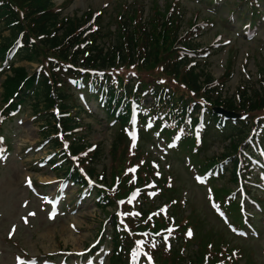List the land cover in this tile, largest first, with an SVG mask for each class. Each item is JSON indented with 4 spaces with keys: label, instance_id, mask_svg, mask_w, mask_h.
Returning a JSON list of instances; mask_svg holds the SVG:
<instances>
[{
    "label": "rangeland",
    "instance_id": "rangeland-1",
    "mask_svg": "<svg viewBox=\"0 0 264 264\" xmlns=\"http://www.w3.org/2000/svg\"><path fill=\"white\" fill-rule=\"evenodd\" d=\"M209 1L52 0V6L57 11H61L62 17L82 19L85 14H89L85 24L91 22V30L100 27L101 33L104 34L100 41L103 42L107 33L120 28L118 20L127 12L131 13L136 22L140 18H145V21L153 19L158 24V21H163L162 15L166 17L168 10L171 11L182 3L179 7L185 8L180 35L193 39L203 47L204 60L202 62H206L207 71L212 78H221L224 67L228 62L233 61L232 74L224 89L225 94L229 96L241 82L248 80L250 84L254 83L258 77L257 72L259 74L260 71H264V21L261 22L253 40L236 39L232 35L236 30L227 28L224 23V18L228 10L233 9L231 7L235 0H227V4L223 5L215 15L206 8L210 5ZM126 4L129 8H126ZM242 22L244 21L240 18L235 27L238 28ZM7 34L8 32L0 26V37ZM83 43L84 41L80 42L79 48ZM177 46V44L174 45V47ZM141 49L142 46L138 40L133 52L138 55ZM37 64L39 65L37 60L21 62L17 60L14 67L23 66L29 74L33 72ZM157 69L161 68L157 66L154 70H148L134 61L133 64H115L106 71L110 73L109 78L122 79L119 82L121 85L125 84L126 78L134 82H139V80L146 83L151 82L150 87L153 82L152 77L159 76L157 81L160 83L164 81L162 80L164 76L159 75L156 72ZM122 70L124 71L120 76L112 73ZM132 73L137 77L133 78ZM8 74L0 75V108L4 104V81ZM163 84L167 86L166 83L158 85L163 86ZM149 87H141V91L144 92ZM148 94L143 98L141 93V103L144 109L147 108ZM86 105L88 111L97 114L98 109L93 98H90ZM150 112L151 107L147 108L146 114ZM153 115V112L150 116L147 115L150 125L155 122ZM104 117L102 111L95 116L80 114V119H78L82 125L75 136H84L83 140L87 141V145L83 147L80 155L74 156V159L81 170H87L89 167L87 162L90 161V154L93 153L88 152L89 149L99 147L101 159L94 171L95 176L103 174V182L105 183L106 179V187L114 198L111 202L107 198V202L109 201L107 206L96 204L97 201L94 200L93 195L81 200V194H77L76 186L72 183L60 182L56 176L58 172V169H55L56 165L49 166L45 162L50 151L46 144L50 145V140L44 138L41 124L35 118L29 103H25V106L10 121H5L0 126V135L7 139L5 144L10 146L6 149L5 144L4 147L0 144V150H2L0 151V264H18V257L30 264L32 261L35 264H80L75 253L84 252L86 248L95 244L97 239L101 238L103 242L100 244V249L105 245L106 251L110 249L112 230L108 225L105 230L102 228L111 221L117 224L116 227L119 230L129 227L136 236L134 241L143 242L137 244L139 249L155 264H165L163 262L165 259L168 260L166 264H171L170 260L178 258L180 254L185 255L184 259H187L185 263L200 262L201 259L195 261L192 258L201 252H208V254H200L207 264H216V261L224 262L226 255L229 257L228 264H264V253H262L264 250V212L255 216V210L246 206L248 212L253 214L248 216V221L252 227L258 225L256 230H252L241 219L231 221L232 215L228 216L219 211L218 204L213 209L210 201H207V199L210 200L209 185L194 178L195 175L196 177L199 175L197 171L204 165L206 169L203 173L209 170L213 164L210 162L213 160L212 156L221 153L225 143L221 144L213 139L214 143L212 141L209 143L206 152L195 156L180 146L167 143L173 138L163 140L157 136L158 127H154V133H146V139H142L138 131H133L128 135L131 137L130 140L122 139L118 142L117 139L124 130L107 125ZM134 129L138 130L136 126L133 127ZM155 139L157 140L152 141ZM197 144L198 140L195 139L193 146L189 145L187 149L195 148ZM161 146L164 150H161ZM154 163H160L162 167ZM126 164L137 167L148 164L150 169L154 166L152 174L155 176L153 178L149 173L150 169L135 176L138 186H146L149 191L145 196V201L151 202V205L146 208H149L153 214L148 219L142 218L146 215L139 214L143 199L140 198L135 202L137 199L133 201L132 196L128 193L124 194V189L121 188L122 181H119L118 177L123 175L126 169H130ZM123 167L124 170L120 175ZM227 175L220 181L213 182L217 183L212 186L213 189L215 188L213 190L215 195L219 197L216 198L217 201H224L225 198L219 195L235 187L234 181ZM157 177L162 180L168 177L170 186L167 187L164 181L163 183L155 182ZM133 189L131 188L130 192ZM60 190L64 192L63 203L61 201V204H58L54 213V211L51 212L52 207L50 208L48 198L57 196ZM261 192L264 193L263 190L259 192V199L264 206V194ZM150 193L155 194L150 195ZM133 195L138 196L137 193ZM120 201L123 203H118ZM230 203V201L224 202L226 206ZM170 204L173 205L170 207ZM220 214H225L228 223L231 221L237 229L243 228L244 230L241 232L231 229L229 232L227 225L217 218ZM24 218H27V222ZM152 228H161L160 230L168 231L172 236L164 235L158 243L157 239L150 235ZM189 230H191V235H188ZM101 232L104 233L103 237L100 235ZM138 232L141 234L137 235ZM122 237L124 244L133 245L128 239V233H123ZM166 241L170 243L175 241L177 246H170ZM164 245L173 250L175 257L168 253L161 256L159 250ZM158 247L160 249L156 250ZM99 255L101 260L97 264H110L107 255L103 252ZM210 258L216 260L210 262Z\"/></svg>",
    "mask_w": 264,
    "mask_h": 264
},
{
    "label": "trees",
    "instance_id": "trees-1",
    "mask_svg": "<svg viewBox=\"0 0 264 264\" xmlns=\"http://www.w3.org/2000/svg\"><path fill=\"white\" fill-rule=\"evenodd\" d=\"M253 1L250 3L253 15L263 13L261 6H264V0ZM232 4L236 8H241L249 6V1H234ZM257 4H260L259 7ZM52 5V0H0V26L8 32L6 36L0 37L1 64L6 63L11 52H15L18 61L37 60L41 66L39 73L32 74H28L23 66L14 67L11 63L5 69L9 76L7 75L4 81V102L7 104L5 103L1 109L2 116L12 115L18 108L17 104L23 105L25 101L28 102L33 114L38 115L43 136L46 139L52 138L53 148L61 149V138L53 136L60 129L63 131V137L69 140L70 154L76 155L87 145V141L83 140L84 136H75L78 132L76 129L82 124L77 113L74 115L70 111L73 106H77V97L71 91L91 93L96 98L100 96L101 107L107 117L121 123L119 128L121 129L125 125L122 121L128 119L130 102L139 101L141 87H149L151 82L139 80L138 90L133 91L129 82L119 86L116 79H109L107 73L101 77L95 71H106L115 64H133L134 61L148 70H154L159 66L161 69H157L156 72L164 76L162 79L164 81L160 83L157 81L159 76L152 77V85L146 89L153 100L151 112L148 113L149 116L154 113L155 122L152 128L158 127L159 133L165 139L173 138L176 134L177 144L195 156L206 152L209 143L211 141L214 143L213 139L221 144L225 143L223 152L213 156V160L216 157L221 161H232L230 174L231 179H235V162L240 164L245 158L242 145L256 131L255 120L264 119V71H260L259 78L255 81L256 85H251L249 81L241 82L234 93L227 96L224 89L232 74L231 62L226 66L222 77L219 80L214 79L207 71L205 63L190 57V53H197L200 44L182 37L179 42L183 43L185 54L181 55L180 49L174 47L178 42L184 16V7H179L180 5L171 11L168 10L166 17L162 15L163 21H158V24L153 19L143 21L140 18L136 22L131 13L127 12L118 20L120 28L117 27L118 29L107 33L103 42L100 39L104 34L98 27L88 35L90 41L81 48L78 47L79 43L86 39L83 35L89 30V26L82 27L89 14L83 16L84 20L83 17L82 19L62 17L61 11H57ZM126 8H129V5ZM138 40L142 49L135 55L133 48ZM17 44L19 46L12 51ZM150 73L152 74V71ZM118 79L119 82L122 81ZM157 83H166L167 86ZM176 83L178 84L175 85ZM12 98L14 100L16 98L15 103L7 106L9 99ZM54 106L57 107L59 114H63L53 113L51 110ZM215 106L239 112L244 117L226 120L213 112L212 108ZM78 111L82 112V107H78ZM144 113L145 111H140L139 115L145 117ZM200 122L201 126L198 129L200 134H195L197 132L195 126ZM261 129H263L260 133L261 138L253 139L251 142L255 148L264 146V126ZM197 135L201 136L197 146L187 149V146H193L194 137ZM125 138L122 133L117 141ZM63 152L65 153L64 150ZM92 152L90 161L87 162L90 165L88 172L91 176L96 174L94 169L101 159L98 146ZM64 157L65 154L62 155V159ZM62 164L63 167L59 170L64 174L59 176L68 174L69 180L76 183L77 170L69 173L72 165L65 158ZM78 183L81 184L83 181ZM99 198L105 201L108 197L102 195ZM168 218L173 221L171 217ZM111 222L113 223L110 264H123L127 260L128 247L120 246L117 224ZM158 242L160 243V240ZM162 252L159 250L161 256ZM169 252V255L174 256L173 250ZM200 254L194 255L192 260H200L202 257ZM181 259H184L182 254L178 258H172L170 263L176 260L173 264H186L187 260ZM163 262L166 264L168 260L165 259Z\"/></svg>",
    "mask_w": 264,
    "mask_h": 264
},
{
    "label": "snow or ice",
    "instance_id": "snow-or-ice-1",
    "mask_svg": "<svg viewBox=\"0 0 264 264\" xmlns=\"http://www.w3.org/2000/svg\"><path fill=\"white\" fill-rule=\"evenodd\" d=\"M97 15H99V13L97 14ZM133 139L135 140V136H133ZM67 146V145H66ZM0 151H2V150H0ZM130 171H134V169H132V170H130ZM199 179V178H198ZM28 183L30 184V180L28 181ZM155 193H150V195H154ZM118 203H123V201H120V202H118ZM30 215H34V213H30ZM25 219V222H27V218H24ZM10 235H11V233H10ZM188 235H191V230H189V233H188ZM138 243H143L142 241H140V242H138ZM153 247H155V245H152ZM209 247H211V245L209 246ZM136 253L134 252L133 253V255H135ZM17 260H18V264H30V262H28V261H23V260H21V258H17ZM149 260H150V257H149ZM31 264H35V262L34 261H32L31 262Z\"/></svg>",
    "mask_w": 264,
    "mask_h": 264
},
{
    "label": "water",
    "instance_id": "water-1",
    "mask_svg": "<svg viewBox=\"0 0 264 264\" xmlns=\"http://www.w3.org/2000/svg\"><path fill=\"white\" fill-rule=\"evenodd\" d=\"M217 110V112H220V113H224L226 116H233V113H231V112H227V111H225V110H223V109H221V108H217L216 109Z\"/></svg>",
    "mask_w": 264,
    "mask_h": 264
}]
</instances>
